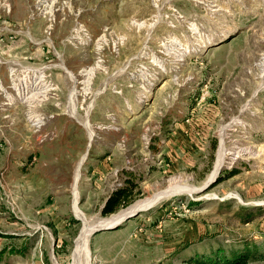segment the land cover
I'll return each instance as SVG.
<instances>
[{
	"label": "rangeland",
	"instance_id": "obj_1",
	"mask_svg": "<svg viewBox=\"0 0 264 264\" xmlns=\"http://www.w3.org/2000/svg\"><path fill=\"white\" fill-rule=\"evenodd\" d=\"M45 3L0 0V264H70L85 153L94 227L166 190L91 234L90 264H264V0ZM222 130L243 154L205 188Z\"/></svg>",
	"mask_w": 264,
	"mask_h": 264
},
{
	"label": "bare ground",
	"instance_id": "obj_2",
	"mask_svg": "<svg viewBox=\"0 0 264 264\" xmlns=\"http://www.w3.org/2000/svg\"><path fill=\"white\" fill-rule=\"evenodd\" d=\"M40 1H41V4L44 6H45V4H47V3H45V0H40ZM48 7H45V10L47 11V9H48V11L50 12V9ZM261 59L262 60L259 62V65L261 67L259 75H260V77L263 78V76H264V53H263V56ZM92 69H93V67H92ZM92 69L91 70L84 69V70H85L86 74H90L93 72ZM71 113L73 116L76 115L75 108H73ZM93 135H94L93 131L90 130L89 131V139L91 141H92ZM241 154H243L242 150L231 151L228 148V146H226L225 133L222 130L221 136H220L219 147H218V150L216 153V159H215L213 168L208 175L207 180L212 181L215 177H217L221 168L228 162V159L234 160L238 156H241ZM86 156H87V153H85L81 157V159H80V161L76 167V171L74 174V181L72 184L73 208H74L76 216L79 217L83 221V225H82V229H81L79 235L75 239L74 247H73L72 254H71L70 264H90L89 237L91 235L92 230L95 227H94V225H91L88 222V218L80 211L79 203H78V199H79L78 182H79V179L81 177V168H82V165L86 159ZM185 189L189 192H193L191 188H185ZM165 193H166V190L158 192L156 194H153L150 197H148V199L141 200L142 202H138L137 204H134L133 206H131L128 210H126L122 214H113L112 216H110L106 219H103L102 224L108 225V224L119 223L123 220L122 218L125 215H127V213H130V212L135 210V208H134L135 206H138L140 209H147V208L151 207L155 202H157Z\"/></svg>",
	"mask_w": 264,
	"mask_h": 264
},
{
	"label": "trees",
	"instance_id": "obj_3",
	"mask_svg": "<svg viewBox=\"0 0 264 264\" xmlns=\"http://www.w3.org/2000/svg\"><path fill=\"white\" fill-rule=\"evenodd\" d=\"M237 172V170H222L221 174L218 176L217 181L221 180L224 176L225 173H228L230 175H234ZM138 187V183H135L134 180L132 181H127V183L122 186L119 187L117 189H115L107 198L103 208H102V213L103 214H109L112 213L116 210H118L120 207L122 206H126L127 204H129L134 192H135V188ZM11 252H15L14 250ZM17 252H22L17 251ZM249 256V254L247 253L245 255V257L240 255H231V257H228L226 255H219V256H215V257H211L207 262L209 264H222V263H230V260H236L234 262H238L239 260H241L242 258H244V260L247 259V257ZM238 260V261H237ZM206 262V261H205Z\"/></svg>",
	"mask_w": 264,
	"mask_h": 264
},
{
	"label": "water",
	"instance_id": "obj_4",
	"mask_svg": "<svg viewBox=\"0 0 264 264\" xmlns=\"http://www.w3.org/2000/svg\"><path fill=\"white\" fill-rule=\"evenodd\" d=\"M220 172H221V170H220ZM220 172H219V174H220ZM219 174H218L217 177H215L212 181H210V182H208V183H205L204 187L206 188V187L210 186V184H212L213 182H215V181L217 180ZM204 187H203V188H204ZM131 213H132V212H131ZM131 213H130V214H131ZM137 213H138V212H137ZM135 214H136V213H135ZM127 216H128V215H127ZM127 216H125L124 219L128 218ZM117 224H118V223H115V224H108V225H102V226L95 227V228L92 230L91 234H94V233L97 232V231H101V230H105V229H111V228L115 227Z\"/></svg>",
	"mask_w": 264,
	"mask_h": 264
}]
</instances>
